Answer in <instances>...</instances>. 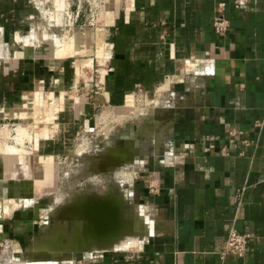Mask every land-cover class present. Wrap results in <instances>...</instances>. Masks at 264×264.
<instances>
[{"label": "crops", "instance_id": "1", "mask_svg": "<svg viewBox=\"0 0 264 264\" xmlns=\"http://www.w3.org/2000/svg\"><path fill=\"white\" fill-rule=\"evenodd\" d=\"M83 4L0 0V119L56 95L44 96L45 83L65 93L69 67L62 59L84 49L69 28L62 39L50 36L55 50L48 53L42 14L50 19L66 11L76 21ZM104 13L105 30L98 37L104 47L96 52L104 61L102 90L93 103L85 97L74 106L85 116L102 105L124 114L144 101L138 114L132 111L136 129L122 136L120 147L139 152L138 160L127 161L137 164L132 197L140 204L129 218L144 233L125 237L114 250L82 244L86 254L101 252L85 264H264V0H247L240 9L233 0H110L109 6L104 0ZM218 15L228 21L222 33L214 30ZM33 114L43 119L34 109ZM142 125L152 131L129 141ZM147 152L152 165L141 157ZM124 175L132 182L129 172ZM1 226L0 237L16 230ZM231 226L249 234L246 251L221 257ZM76 238L72 233L70 240ZM21 252L17 245L11 252L6 247L0 264H33Z\"/></svg>", "mask_w": 264, "mask_h": 264}, {"label": "rangeland", "instance_id": "2", "mask_svg": "<svg viewBox=\"0 0 264 264\" xmlns=\"http://www.w3.org/2000/svg\"><path fill=\"white\" fill-rule=\"evenodd\" d=\"M105 2L107 6L110 5V0H105ZM62 13L57 18L52 17L50 19L48 13L44 12L42 14V22L47 25L46 30L49 37L55 36L62 39L65 32L72 28L77 38V45L81 50L84 49L76 57L62 59L65 67H69L62 83L66 90L65 93L58 94L59 92L56 91L57 88H55L54 83H45L43 84L45 97L51 91L57 94L49 96L45 103L35 101L38 107H33L29 102L26 107H20L21 111L17 112V116L6 115V118L0 119V127L9 125L0 129L2 134L0 135V205L5 208L2 209L3 213L0 214V225H11L14 230L16 229L10 238L8 234L2 233L0 237L1 256H5L4 249L6 247L11 252L15 245L23 250L21 253H17L18 256H26L25 248L33 237L39 233L40 226L41 234L36 237V241L39 242L43 238L46 242H51L52 238L49 237L53 236L51 233L53 229L58 230L63 227L68 232L77 230L80 225L77 224L78 221H74V226L69 228L72 225L70 222L67 223L68 226L66 222L49 225L46 220L54 222L55 218L50 216L67 204L72 203L80 195L92 196L110 192L118 193L119 191L120 200L123 190L128 192L130 201L125 203L126 207L122 220L126 223L131 222V225L126 226L111 242H107L108 240L103 241L100 243L101 245L108 243V248L114 250L116 248V243H113L114 240L121 237H140V234L143 235L144 233V229L137 227L135 220L132 218L128 220L129 217H127L133 215L135 207L140 205L134 203L139 202L138 198L132 197V192L136 193V189H138V185L134 182V180H137L138 175V170L134 169L137 164L135 166L124 164V169L112 167L108 171H95L90 169L105 165L110 166V162L92 160L88 162V168L90 169H87L84 157L86 150H92L93 156L96 158H104L106 148L111 146L122 147L125 142L122 136L125 135L128 138L129 131L136 129L137 121L132 111L137 113L138 106L143 107L144 101L138 100L135 106L130 107V109L124 108V114L117 111L116 108L106 105L96 106L91 115L87 116L80 109L75 108L74 103L80 102V98L84 100L85 97H88V101L93 103L95 96L102 90L101 86L103 84L100 81L103 79L104 61L99 60L96 52L98 46L104 47V42L98 40L99 34L105 30L104 0H84L82 10L76 21H73V16L70 17L66 11ZM72 21L73 24L71 25ZM85 32L91 34L92 37L88 36V38ZM84 35L86 40L83 37ZM51 39L50 37L48 39L49 43L43 45V47H47L48 53L55 50V46L50 41ZM89 59L91 64H88ZM78 60L84 62L78 63ZM76 75L77 87H74ZM55 98L56 100H54ZM50 101L52 102L51 105ZM54 103H58L59 106L55 108ZM63 105L65 108H62ZM33 109L36 114L39 113L38 116L45 118L44 120L41 119L39 125L43 124L42 127L46 126V128L36 127L38 121H36L33 114ZM40 112L42 113L40 114ZM128 112L130 113L127 114ZM52 116L56 117L57 125H55L56 122L54 123ZM51 126L52 129H49ZM47 127H49V130ZM109 134L111 136L108 137ZM20 135L21 138L23 137L22 139L19 137ZM41 140H43L41 142L43 143L42 147H40ZM47 145H49L48 148ZM45 154L50 157L45 156ZM141 157H145L146 163L152 165L151 158L153 156H150L148 152ZM12 160L14 161L12 162ZM126 172L131 175L132 182L130 181V183L126 181L127 178L124 175ZM6 204L10 207L8 213H5L8 211ZM48 211H50L49 219L44 216L45 212ZM57 219L61 220L60 218ZM21 226L27 227L25 232L20 230ZM62 242H66V239H62ZM42 253L47 255L48 252ZM86 253V251L78 252L76 256L71 258L70 253L66 251L63 252L64 259L54 258L51 254H48L47 258L39 255L37 258L35 256V259L32 258L33 260H24L26 262L33 261V264H85L87 257L101 252ZM30 255H32V252Z\"/></svg>", "mask_w": 264, "mask_h": 264}, {"label": "water", "instance_id": "3", "mask_svg": "<svg viewBox=\"0 0 264 264\" xmlns=\"http://www.w3.org/2000/svg\"><path fill=\"white\" fill-rule=\"evenodd\" d=\"M106 149L105 153L107 152ZM125 207L126 204L119 200V194L117 192L102 193L92 196L80 195V197L75 199L72 203L58 210V215L51 217L65 219L74 218L81 221L82 236L79 238L77 249L75 250L76 253H80L84 251L82 249V244L85 240L90 239L99 242L111 240L125 229V225H123L121 219ZM63 239L66 238L63 237ZM36 244L33 237L25 248L26 256H24V258L26 260H30L35 256V258H37L39 255H43V257L47 258L49 253L45 255V253L43 254L42 252H37L31 257L28 256L27 249L29 250L31 246H36ZM66 251L69 252L68 250L63 252Z\"/></svg>", "mask_w": 264, "mask_h": 264}, {"label": "bare ground", "instance_id": "4", "mask_svg": "<svg viewBox=\"0 0 264 264\" xmlns=\"http://www.w3.org/2000/svg\"><path fill=\"white\" fill-rule=\"evenodd\" d=\"M59 19V18H58ZM101 69H102V67H101ZM103 75V74H102ZM60 94V93H59ZM63 96V95H62ZM61 96V97H62ZM56 97V96H55ZM57 97H60V96H57ZM60 97V98H61ZM64 98V97H63ZM66 99V98H65ZM54 100H56V98L54 99ZM57 100H58V98H57ZM64 100V99H63ZM68 100V99H67ZM62 101V100H61ZM57 102V101H56ZM67 103H68V101H67ZM52 104V102H50V105ZM64 105H65V103H63ZM49 105V106H50ZM62 105V104H61ZM64 105H63V107L62 108H65L64 107ZM59 106V104L58 103H54V107L55 108H57ZM59 110H60V108H59ZM47 117V116H46ZM50 118V117H49ZM52 118L54 119V123L56 122V117L55 116H52ZM45 119V118H44ZM43 119V120H44ZM41 120H39V122H36L38 125L39 124H41V122H40ZM51 121V120H50ZM53 122V121H52ZM46 123H48V122H46ZM36 124V125H37ZM35 125V124H34ZM36 126V127H38V128H41L42 126H43V124L42 125H39V126ZM49 125V124H48ZM54 125V124H53ZM55 125H57V122H56V124ZM21 126V125H20ZM50 126V125H49ZM28 127V126H27ZM42 128H46V126L45 127H42ZM49 127H47V129H48ZM49 129H52V126H51V128H49ZM48 129V130H49ZM54 129H55V126H54ZM53 129V130H54ZM138 129H139V131H137V132H133V133H131V137H130V135H129V141L131 140V139H134L133 140V142L134 141H138L142 136H144V134L146 135V134H148V133H150L149 131H152V128L150 127H148V126H146V125H142V126H140V127H138ZM23 130V129H22ZM21 130V131H22ZM38 130H40V129H38ZM21 131H20V133H21ZM35 131V130H34ZM23 132V131H22ZM32 132H33V130H32ZM37 133V132H36ZM39 133V132H38ZM48 133V132H47ZM26 135H27V133H25ZM25 134H24V136H25ZM32 134V133H31ZM0 135H2L1 133H0ZM18 136V135H17ZM22 136H23V133H22ZM32 136H34V134H32ZM38 136V135H37ZM20 138H21V135L19 136ZM18 137V138H19ZM36 137V136H35ZM17 138V139H18ZM19 138V139H20ZM23 138V137H22ZM21 138V139H22ZM25 138H26V136H25ZM131 138V139H130ZM35 139V138H34ZM126 142H128V139H127V141ZM38 146V145H37ZM35 148V147H34ZM26 150V149H25ZM107 150V155L104 157V158H96L95 156H93V151L92 150H89V151H85L86 153H85V164H86V168L87 169H90V168H88V165H89V163L88 162H90V161H92V160H105V161H107V162H110V166H107V165H105V166H100V167H98V168H95V169H90V170H105V171H108L109 169H112V167H119V168H123V167H125V165L124 164H128L127 163V161L129 160V159H133L135 156H138L137 154H139V152H138V149H136L135 150V148H132L131 146L129 147H124V148H117V147H115V146H111V147H109V148H107L106 149ZM138 153H137V152ZM117 155H119L120 156V158H117ZM136 158V157H135ZM14 160H12V162H13ZM12 164V163H11ZM91 166V165H90ZM108 184V183H107ZM118 194H119V191H118ZM127 194H128V192H127ZM80 197V196H79ZM1 209H5L4 208V206L1 208V206H0V212L1 211H3V210H1ZM56 211V210H55ZM125 211V210H124ZM5 212V211H4ZM124 213V212H123ZM56 215H58V211H56L52 216H56ZM51 217V216H50ZM58 217H55V221L54 222H50V221H48V220H46L48 223H49V225L50 224H56V223H65L66 222V225L68 226V222H70L72 225L71 226H69V228H72L73 226H74V224H73V222L74 221H78V222H80V224L82 225V223H81V221H79V220H77V219H74V218H71V219H65V218H60L61 220H59V219H57ZM123 218V215L121 216V219ZM48 219H49V217H48ZM127 219V218H126ZM131 218H128V220H130ZM69 220V221H68ZM122 222H123V220H122ZM137 222V221H136ZM123 225H125L124 226V228L126 227V226H128V225H131V222H123ZM81 230H82V228H81ZM41 234V226H40V230H39V233L38 234H36L35 235V237H34V240H35V243H37V241H36V237L37 236H39ZM145 235H147L148 236V232H145ZM49 238H52V240H51V242H52V245H51V249H52V251L53 250H56V252H53V255H56V257L57 256H59L58 258H60V259H64V255H63V251H65L66 250V248L68 247V246H70L71 244H70V237H68V236H66V237H64V238H66L67 239V241L64 243V242H62L61 240L63 239V236L61 235V234H58V233H54L53 234V236H51V237H49ZM147 238V237H146ZM93 244V243H92ZM140 244H143V242H141ZM33 246H31V251H33V248H32ZM36 247H38V248H45V247H50L49 245L48 246H46V245H44V244H37L36 245ZM30 249L28 250L27 249V251H28V256L30 257ZM42 249H40V250H42ZM68 251H69V253H70V256H71V258L73 257V252H72V250H69V248L67 249ZM23 251V250H22ZM35 251H37V249L35 250ZM34 254V253H33ZM35 255V254H34ZM52 258V257H51ZM22 259L24 260L25 258H24V256H22ZM59 261V260H58Z\"/></svg>", "mask_w": 264, "mask_h": 264}, {"label": "built area", "instance_id": "5", "mask_svg": "<svg viewBox=\"0 0 264 264\" xmlns=\"http://www.w3.org/2000/svg\"><path fill=\"white\" fill-rule=\"evenodd\" d=\"M247 0H233V4L236 8L240 9L244 6ZM223 3H219V6H222ZM214 30L217 33H222L226 31L228 27V21L221 15L216 16L214 20ZM241 194V191L238 192V196ZM248 233H239L232 226L229 227L227 235L224 241V247L220 252V256L223 257L226 253H232L237 256L244 255L246 251V245L248 241Z\"/></svg>", "mask_w": 264, "mask_h": 264}, {"label": "flooded vegetation", "instance_id": "6", "mask_svg": "<svg viewBox=\"0 0 264 264\" xmlns=\"http://www.w3.org/2000/svg\"><path fill=\"white\" fill-rule=\"evenodd\" d=\"M117 158H120V157H117ZM122 199V200H121ZM121 199H120V201H123V203H126V200H125V198H124V194H123V192H122V195H121ZM127 217H129V216H127ZM78 225L80 224V222H78L77 223ZM81 224L79 225V228L77 229V230H75L74 232H68L65 228H56V229H58V230H55V229H53V231L51 232L52 233V235L54 234V233H58V234H61L63 237H66V236H68L69 237V235H71L72 233H75L76 235H78V238H76V239H74V240H70V246H68V248H69V250H72V252H73V256H74V253H75V256H76V247H77V245H78V240L77 239H79L81 236H82V230H81ZM113 239H111V240H108L107 242H111ZM120 240H124V238H119V239H116V240H114L113 241V243H117V242H119ZM89 242H96L97 244H99V245H101L100 243L101 242H99V241H97V240H85L84 242H83V244H88ZM37 244H44V245H46V246H50V247H45V248H38V247H36V246H33L32 248H33V251H32V253H34V254H36L37 252H48L49 254H51L52 255V257H54V258H58V257H56V255H53V252H56V250H53L52 251V249H51V245H52V242H46L45 241V239L43 238L40 242L37 240ZM36 244V245H37ZM106 245V247H108L109 246V244L107 243V244H103V245H101V246H105ZM67 248V249H68ZM37 249V251H35ZM40 249H42V250H40ZM53 260H55V259H53ZM56 261V260H55Z\"/></svg>", "mask_w": 264, "mask_h": 264}]
</instances>
